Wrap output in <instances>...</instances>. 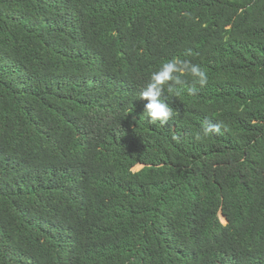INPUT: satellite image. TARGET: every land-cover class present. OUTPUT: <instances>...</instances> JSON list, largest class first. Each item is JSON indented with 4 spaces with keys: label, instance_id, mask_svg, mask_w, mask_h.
I'll return each instance as SVG.
<instances>
[{
    "label": "trees",
    "instance_id": "obj_1",
    "mask_svg": "<svg viewBox=\"0 0 264 264\" xmlns=\"http://www.w3.org/2000/svg\"><path fill=\"white\" fill-rule=\"evenodd\" d=\"M0 264H264V0H0Z\"/></svg>",
    "mask_w": 264,
    "mask_h": 264
},
{
    "label": "clouds",
    "instance_id": "obj_2",
    "mask_svg": "<svg viewBox=\"0 0 264 264\" xmlns=\"http://www.w3.org/2000/svg\"><path fill=\"white\" fill-rule=\"evenodd\" d=\"M174 67V61L162 65L159 71L152 74L151 80L146 86V90L140 93L142 97L149 99V103L146 108L148 115L151 116L153 121L157 118L166 119L173 112V109L170 108L163 100L159 99L158 96L160 87L170 79H175L170 76Z\"/></svg>",
    "mask_w": 264,
    "mask_h": 264
},
{
    "label": "rangeland",
    "instance_id": "obj_3",
    "mask_svg": "<svg viewBox=\"0 0 264 264\" xmlns=\"http://www.w3.org/2000/svg\"><path fill=\"white\" fill-rule=\"evenodd\" d=\"M141 167V165H136V166H134L133 167V170H137V169H139ZM222 219V218H221ZM222 221V220H221ZM224 222V221H223Z\"/></svg>",
    "mask_w": 264,
    "mask_h": 264
}]
</instances>
